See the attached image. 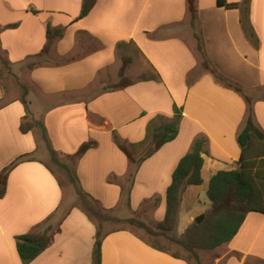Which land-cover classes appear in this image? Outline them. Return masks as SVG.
<instances>
[{
	"label": "crops",
	"instance_id": "obj_1",
	"mask_svg": "<svg viewBox=\"0 0 264 264\" xmlns=\"http://www.w3.org/2000/svg\"><path fill=\"white\" fill-rule=\"evenodd\" d=\"M81 2L0 0V25L17 23L1 30V48L26 85L29 111L44 124L58 157L91 142L72 164L82 190L105 210L125 201L132 212L145 207L150 221H160L171 174L197 138L205 141L202 183L217 170L236 167V136L247 114L243 94L264 131V0H250L257 46L244 32L239 10L215 0L196 1L194 27L186 0H96L76 19ZM47 25L62 28V35L48 53L37 55ZM194 34L202 37L210 66L243 94L201 67ZM119 43L128 45L124 54L139 61L141 70L128 68L133 82L112 88L121 65ZM49 57L59 61L46 64ZM29 62L41 64L29 67ZM173 105L182 109L175 138L145 157L129 179L133 165L115 138L142 156L148 126L171 122ZM24 112L17 96L4 100L0 94V171L27 154L8 171L0 197V264H21L15 236L41 228L47 218L58 230L28 264H91L96 223L80 205L62 211L64 185L45 165L49 154L39 131L19 130ZM197 187L183 188L178 213L186 193L197 197ZM104 233L100 264H190L153 248L129 228ZM212 251L214 264H264V214L247 213L233 238Z\"/></svg>",
	"mask_w": 264,
	"mask_h": 264
},
{
	"label": "trees",
	"instance_id": "obj_2",
	"mask_svg": "<svg viewBox=\"0 0 264 264\" xmlns=\"http://www.w3.org/2000/svg\"><path fill=\"white\" fill-rule=\"evenodd\" d=\"M96 0H82L80 11L76 19L85 16L92 8ZM197 0H186L187 11L189 14V22L191 27L195 26L197 17ZM217 6L225 8H235L240 12V22L244 32L249 40L257 46L258 39L251 25L250 0H240L238 2H229L227 0H215ZM36 13V10H31ZM17 23L0 25V32L3 28L16 27ZM62 35V28H52L46 26L45 36L46 41L41 48L40 54H46L49 51L52 41ZM196 39V48L200 53L201 67L210 70L215 78L224 85L233 88L243 94L241 88L221 76L217 71L210 66L205 57L203 43L198 34H194ZM123 43H119L117 48H122ZM0 51L3 52L0 44ZM4 54V52H3ZM0 54V63L3 68L9 73V60L4 54ZM121 65L118 69V79L109 87L121 88L131 84L133 80L125 74L126 67L131 61V57L125 54H120ZM41 62H29L28 66L33 67ZM1 68H0V77ZM145 78V76H141ZM21 94L19 101L23 104L24 115L19 124V130L22 133L28 131H39L42 140L47 148L50 160L57 164L62 169L67 177V181L71 184L75 192L82 198L90 199L91 203L84 201L80 207L85 214L93 219L97 218L95 239L91 253V264H100L101 262V241L105 233L102 231V223L107 220H115L127 222L130 225L142 229L146 236L142 239L157 250H161L171 254L174 257L187 258L180 255L178 252L170 251L168 245L163 244L161 239H166L168 242L180 245L188 252L196 264H203L200 261L197 250L206 249L212 250L224 243L230 241L239 230L245 216L249 212H259L264 214V131L255 123L253 116V108L251 99L243 94L247 103V114L244 124L237 133L236 140L239 146V157L236 161V167L231 169H220L211 174L206 187V195L210 201V207L203 213V217L199 223L194 221L190 223L183 233L178 236L174 233V228L178 220L179 205L181 192L186 185H199L202 183L201 167L203 164V146L205 141L203 138H197L190 150L186 152L178 161L176 167L171 174V181L165 192V212L160 221L155 223H147L134 216L125 219H119L115 216L105 213L106 210L101 207L97 200L90 197L82 190L78 184L76 172L73 166L60 160L57 152L51 146L44 124L34 118L29 111L28 102L26 99L27 88L24 84L20 85ZM182 116V109L173 105L172 121L166 124H151L147 128L144 143H146L145 152L140 157H135L128 145L119 142L116 138L118 148L126 155L129 162L133 165L129 171L128 178L130 179L135 168L147 156L152 154L162 144L175 138L178 131V122ZM91 142L83 143L79 149L66 157L73 162L87 148L91 146ZM27 159V154L19 156L12 164L3 168L0 171V197L3 196L6 187V177L8 171L15 163ZM47 168L51 170L48 164ZM52 171V170H51ZM58 184L63 185L60 178H57ZM129 191V190H128ZM104 210V212H103ZM122 229V228H117ZM57 227H54L48 218L43 222L41 228H35L28 232L15 236V248L21 260V264H28L31 260L37 257L51 242L52 234ZM116 230V229H114Z\"/></svg>",
	"mask_w": 264,
	"mask_h": 264
},
{
	"label": "rangeland",
	"instance_id": "obj_3",
	"mask_svg": "<svg viewBox=\"0 0 264 264\" xmlns=\"http://www.w3.org/2000/svg\"><path fill=\"white\" fill-rule=\"evenodd\" d=\"M197 12H198V8H197ZM199 28H200V24L198 26V29ZM89 46L90 48L93 47L92 44H90ZM127 49H129L128 45L122 46V48L119 49V52H120L119 54H124L125 52H127ZM0 54L2 55V57H5L2 51H0ZM57 60L58 58L49 57V59L46 60L45 62L46 64L54 63V62L56 63ZM0 68H1V74H2V76L0 77L1 96L3 97L4 100L10 98L13 95L19 97V95L21 94L20 85L24 83L19 80V78L17 77L15 73H13V71L11 70V67H10L11 71L9 73L7 72L5 68L1 66V63H0ZM128 68H130L131 72L134 71L133 73H138L141 70L140 63L137 60H134V61L131 60L130 63H128V66L126 67V70H125V74ZM126 76L128 78H131L129 75H126ZM112 84H114V81L111 82L108 86ZM59 158L61 161L67 163L69 166H72L73 162H71L67 157L62 156ZM45 161L49 164L50 167L54 169L57 176L63 182L64 204L62 207V211L66 210L68 207L73 206V205H78V206L82 205L84 201H86L87 203H91L90 199L82 198L80 195H78L75 192L73 186L68 183L67 177L64 171L60 169L57 164L53 163L50 160L49 156L45 158ZM206 186H207L206 182L199 184V187H197V192H196L198 194H197V197L194 199H192V195L188 196V193H186V197L181 206V212L178 213V220L174 228V233L176 235L180 236L183 233V231L186 229V227L190 223H192L197 216L203 214L210 207V201L206 195ZM144 211H145V207H141L138 211L132 212L131 209L129 208V205L126 204L124 201L123 203L118 204L113 208H107L105 213L115 216L116 218H119V219H125L128 217L134 216L147 223H152V224L155 223L148 219L147 214ZM93 221H95V223L97 222V218L94 216H93ZM117 228H129L131 230H134L141 236H146V234L144 233L142 229L136 228L127 222L107 220V221H103L102 223L103 232L109 231L112 229H117ZM161 242L163 244L168 245L170 251L178 252L180 255L187 258L190 264H196L195 260L192 257H190L188 252L184 250L180 245H177L176 243H173V242H168L166 239H161ZM197 253L200 258V261L203 264H214L213 263L214 251L206 250V249H198Z\"/></svg>",
	"mask_w": 264,
	"mask_h": 264
},
{
	"label": "water",
	"instance_id": "obj_4",
	"mask_svg": "<svg viewBox=\"0 0 264 264\" xmlns=\"http://www.w3.org/2000/svg\"><path fill=\"white\" fill-rule=\"evenodd\" d=\"M202 217H203V214L197 216V217L194 219V222H195V223H199L200 220L202 219Z\"/></svg>",
	"mask_w": 264,
	"mask_h": 264
}]
</instances>
